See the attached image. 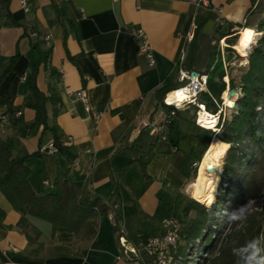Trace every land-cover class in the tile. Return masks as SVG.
<instances>
[{
    "label": "crops",
    "instance_id": "1",
    "mask_svg": "<svg viewBox=\"0 0 264 264\" xmlns=\"http://www.w3.org/2000/svg\"><path fill=\"white\" fill-rule=\"evenodd\" d=\"M254 12L251 0H211L210 9L200 11L182 0H31L29 14L20 0H8L6 9L0 4V97L9 91L12 107L22 112L20 123L14 129L6 123L1 135L14 137L19 153L28 157V181L38 195L53 191L55 179L66 176L76 192L85 187L114 203L90 240L75 241L63 229L52 234L49 224L31 218L38 235L30 243L16 226L19 214L0 192L3 225L10 228L0 230V264H126L116 261L120 232L134 244L158 236L175 204L187 202L191 166L210 141L188 109L176 113L165 138L151 136L141 124H158L167 115L157 92L168 80L172 90L179 88L181 51L183 67L192 71L197 49L195 39L187 40L192 24L194 34L225 41L244 26L257 32ZM134 28L145 33L153 65L140 54ZM38 40L50 55L38 67L36 85L59 100L55 117L47 106L48 124L57 126L76 167L46 151L52 136L33 126L35 113L27 107V81L38 57L30 48ZM81 90L85 104L71 96ZM146 137L151 146L144 144Z\"/></svg>",
    "mask_w": 264,
    "mask_h": 264
},
{
    "label": "trees",
    "instance_id": "2",
    "mask_svg": "<svg viewBox=\"0 0 264 264\" xmlns=\"http://www.w3.org/2000/svg\"><path fill=\"white\" fill-rule=\"evenodd\" d=\"M251 1L252 5H255L254 13L256 15L264 14V10L260 9V0ZM7 3L8 0H0V4L4 9L7 8ZM200 10L203 9L195 11ZM239 27L242 28V26ZM244 27L245 29L240 32L248 31L247 26ZM257 32L261 34V38L249 54L246 73L240 77L242 98L237 101L238 115L233 120L221 124L218 136L220 142L230 146L225 159L222 182L228 180L226 182L230 184L231 189L238 186L241 192L246 190L245 186L249 188L250 183L246 179V176L243 179L241 178L243 181L239 180L237 184L234 182V178H240L241 163L245 161L246 156L244 154L241 157L237 156V150L234 146L240 145L243 137L257 142V138L259 139L260 137L259 134L264 132V124L255 122L257 115L255 108L261 102L264 103V22H258ZM231 35L232 33L228 36ZM232 38L228 37L225 40L229 47L227 48L228 51H231V46L235 42V39L233 40ZM193 39L196 40L197 49L192 64V71L206 76V90L199 94L198 103L205 106L208 114H215L217 112V105L220 103V96L225 91V83L222 80L225 72L217 45L219 39L205 37L199 35L198 32L194 34ZM213 41L215 44H212ZM231 41L232 44L229 43ZM44 46V42L39 40L31 44V52L36 53L38 57L33 63L32 73L27 81L30 92V100L27 107L35 113L33 126L36 128L42 127V132H47L52 136V145L69 166L71 165L72 157L58 137V128L55 124H48L47 106L50 105L52 107V116L55 117L58 113L57 105L59 104V100L53 92H50L48 96L40 92L36 85L38 67L41 64H47L50 55V49L44 48ZM11 68L10 64L7 67V71H10ZM176 70L178 71V67H176ZM1 78L2 75H0V81ZM168 82L169 80L157 92L158 99L161 102L164 96L172 91L170 86H168ZM183 85L184 83H180L179 88ZM229 86L231 89L235 87L232 80H230ZM2 108L5 109L3 114L9 115L7 122L9 127L14 129L21 121L22 112L14 110L12 107L9 91L0 97V109ZM189 108L193 109L194 113L196 112L194 106H190ZM17 111L21 112V115L18 118H14L13 115ZM173 126L174 121H171V124L167 127V137L170 136ZM207 133H210V131ZM141 137H143V134H140L138 138L141 139ZM143 141L147 146H151L149 138L146 137ZM138 142H134V146L141 148L142 145ZM149 154L150 150L147 152V156ZM27 160L28 157L22 156L19 153L14 137H5L0 134V192L4 195L13 210L19 214L20 218L16 226L26 236L28 241L33 243L38 235L37 230L30 223L31 218L49 224L52 234H55L57 229H63L75 241H87L94 238L99 220L108 216L114 203L106 204L99 198L93 197L85 187L76 192L73 182L66 176L55 179L53 191L38 195L34 192L28 181L30 171L26 166ZM193 178H195V175ZM240 195L237 194L235 199ZM220 206L221 202L217 201L214 207L207 210L193 201L185 203L182 210L183 221L181 222V226L186 221L191 224L184 237L181 236L182 245L179 247L180 253L188 250L187 246L195 239L202 241L201 250H210L211 237L215 234V229L218 225L219 217L217 212H219ZM4 216V212L0 209V230L10 229L3 225ZM248 241L245 242L244 246Z\"/></svg>",
    "mask_w": 264,
    "mask_h": 264
},
{
    "label": "rangeland",
    "instance_id": "3",
    "mask_svg": "<svg viewBox=\"0 0 264 264\" xmlns=\"http://www.w3.org/2000/svg\"><path fill=\"white\" fill-rule=\"evenodd\" d=\"M259 3L260 9L264 10V0H260ZM256 20L257 24L258 22H264V14L257 15ZM248 29L249 28H247V30ZM238 32L239 31H237V33ZM237 33H235V37L232 38L233 40L235 39L233 46H231L232 52L228 51L227 48L229 47L226 41L220 45L219 40L217 44L220 51V59L223 70L225 72L224 77L228 78V89H226L225 85V91L223 93L227 94V90H231L229 82L232 80L235 85L233 89L236 90L237 95L232 97V102L234 103L233 108H224V115H220L218 124L216 125V129H218V131L212 132L209 130L210 133H205V139L210 142L214 137L218 139L220 134L219 129L222 123L229 122L238 115L237 101L242 98L240 77L246 73L249 54L251 53L257 41L261 38V36H259L256 39L254 44L250 47L247 56L245 57L243 56V52L236 47V39L239 37ZM229 43L232 44V41ZM223 93L220 96V103L218 104V106L221 107L223 104ZM188 110L191 109L188 108ZM191 112H193V109ZM255 112L257 114L255 117V122L264 124V103L261 102L258 107L255 108ZM193 115L195 124L196 114L194 113ZM259 135L260 137L259 139L257 138V142L248 140L247 137H243L241 144L234 146V148L237 150V156L241 157L242 154L246 156L245 161L241 163L240 178H234V182L237 184L239 180H242L243 177L246 176V179H248L250 183V187L247 188L245 186L246 190L244 192L239 191L238 186L232 187L231 189L230 184L226 182L228 180L222 182L225 159L230 146L225 153V156L220 161V167L218 170L219 182L216 187V196L212 205L207 206V204L203 201V196L198 198L196 193L188 188L189 190L186 197L187 201L196 202L207 210H210L212 207H214L217 201L221 202V206L219 207V212H217L219 220L215 229V234L211 237L212 240L210 242V250H201L202 241L200 239H195L189 244V246H187L188 250H185L180 264H237L240 258L234 254V248H242L246 241L256 238L260 239L261 246H264V132H261ZM197 174L195 178L191 177L189 184L196 179ZM237 194H241L239 196L240 198L238 197L235 199ZM246 203H250V211L246 220L243 222H229L226 213H229L232 210L238 208L240 205ZM183 207L184 204L181 205L180 203H176L173 207V214L180 222L183 221ZM190 224L191 223L188 221L183 222L181 228L182 237H184ZM240 264H242V261Z\"/></svg>",
    "mask_w": 264,
    "mask_h": 264
},
{
    "label": "built area",
    "instance_id": "4",
    "mask_svg": "<svg viewBox=\"0 0 264 264\" xmlns=\"http://www.w3.org/2000/svg\"><path fill=\"white\" fill-rule=\"evenodd\" d=\"M189 3L194 7L195 10L210 9L211 0H182ZM20 8L25 14L31 12V0H20ZM217 21L220 22L219 15L217 16ZM31 29V26L29 27ZM196 25H191L190 33L187 35V40H192L194 32L196 30ZM239 33V32H238ZM237 33V35H238ZM131 34L140 41L139 52L144 55L149 62V65H153V59L151 54V47L147 40V37L142 29L134 28L131 31ZM31 37H37V34L31 31ZM223 39L220 40V45L223 43ZM184 53L181 51L179 57L178 65V80L184 85L178 89L172 90L167 93L162 99V105L165 108H168L167 115L162 119L158 124L150 125L149 123H142L141 129H149V134L151 136L165 138V130L171 124V121L176 117V113L181 110L188 109L190 106H194L196 109V118L195 125L201 129L205 130L201 124H199L200 112L206 111L205 106L198 103L199 94L205 92L206 90V76L199 75L195 72L186 70L183 67ZM228 89V79L227 77L223 78ZM228 92V90H227ZM226 92V93H227ZM75 99L81 101L83 104L86 103V93L85 91H79L71 95ZM171 98L172 100H169ZM234 106V103H233ZM225 109H232L233 107L225 105L223 100L222 107L217 105V112L211 114L212 117L216 118V124H218L220 115H224ZM208 113V112H207ZM210 114V113H209ZM21 112L17 111L13 115L14 118L20 117ZM98 118V116H95ZM9 115L1 114L0 115V134H3V125L8 122ZM209 131V130H205ZM214 132V130H211ZM50 154L57 153V149L51 144L46 150ZM200 162L194 163L191 166V175L196 176ZM72 167L77 166V160H72ZM45 186H49L48 182H44ZM181 222L174 216L165 218L161 222V233L158 236L148 239L145 243L134 244L130 242L123 232H120L118 235V244L120 251L116 257V261L125 262L126 264H180V261L184 255L179 252V247L182 245L181 240Z\"/></svg>",
    "mask_w": 264,
    "mask_h": 264
},
{
    "label": "bare ground",
    "instance_id": "5",
    "mask_svg": "<svg viewBox=\"0 0 264 264\" xmlns=\"http://www.w3.org/2000/svg\"><path fill=\"white\" fill-rule=\"evenodd\" d=\"M247 32L251 33V39L246 40V32H240L238 33L239 37L236 43L237 49L242 51L243 56L245 57L247 56L250 47L254 44L256 39L261 36L260 33L252 29H249ZM245 42L247 43V47H245ZM231 99L232 98H228L227 94L223 93L225 105L233 107V102ZM169 100L172 99L169 98ZM199 124H201L205 130H214V132L218 131L215 125L216 118L212 117L206 111L200 112ZM228 148L229 145L220 142L214 137L201 159L196 179L188 186L191 191L196 193L198 198L203 196V201L207 204V206H211L214 202L216 196V187L219 182L218 170L220 167V161L225 156Z\"/></svg>",
    "mask_w": 264,
    "mask_h": 264
},
{
    "label": "clouds",
    "instance_id": "6",
    "mask_svg": "<svg viewBox=\"0 0 264 264\" xmlns=\"http://www.w3.org/2000/svg\"><path fill=\"white\" fill-rule=\"evenodd\" d=\"M211 131V130H210ZM250 211V203L240 205L227 214L229 222H243ZM233 252L240 258L237 264H264V247L261 246L260 239H253L247 242L242 248H234Z\"/></svg>",
    "mask_w": 264,
    "mask_h": 264
},
{
    "label": "water",
    "instance_id": "7",
    "mask_svg": "<svg viewBox=\"0 0 264 264\" xmlns=\"http://www.w3.org/2000/svg\"><path fill=\"white\" fill-rule=\"evenodd\" d=\"M227 95H228V98H232V97L236 96L237 95L236 90L235 89L229 90Z\"/></svg>",
    "mask_w": 264,
    "mask_h": 264
},
{
    "label": "snow or ice",
    "instance_id": "8",
    "mask_svg": "<svg viewBox=\"0 0 264 264\" xmlns=\"http://www.w3.org/2000/svg\"><path fill=\"white\" fill-rule=\"evenodd\" d=\"M245 37H246V40H250L251 39V33L250 32H246L245 33ZM245 47H247V43L246 42H245Z\"/></svg>",
    "mask_w": 264,
    "mask_h": 264
}]
</instances>
